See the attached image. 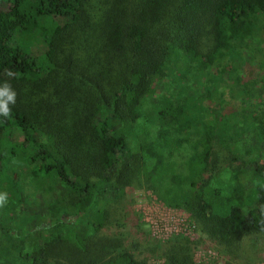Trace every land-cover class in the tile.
<instances>
[{
	"label": "trees",
	"instance_id": "1",
	"mask_svg": "<svg viewBox=\"0 0 264 264\" xmlns=\"http://www.w3.org/2000/svg\"><path fill=\"white\" fill-rule=\"evenodd\" d=\"M263 33L264 0H0V88L16 92L0 115V187L13 183L0 200L26 212L64 193L34 225L0 214V264H152L102 236L143 179L225 251L264 235V83L228 113L204 107L210 118L188 83L157 93L172 66L233 75L224 53L253 58ZM162 264H196L192 245L174 240Z\"/></svg>",
	"mask_w": 264,
	"mask_h": 264
},
{
	"label": "rangeland",
	"instance_id": "2",
	"mask_svg": "<svg viewBox=\"0 0 264 264\" xmlns=\"http://www.w3.org/2000/svg\"><path fill=\"white\" fill-rule=\"evenodd\" d=\"M261 37L264 40V33ZM212 47V35L206 34L203 50L207 51ZM251 47L255 51L253 58L244 50L243 55L238 56V61H234L231 56L224 53L221 63L234 65L236 73L233 75L221 72V67H214L210 74L206 73L200 77L189 75L187 77L189 81L186 82L187 78L179 73L178 68L172 66L169 71L171 76L157 85V93L175 94L178 92L176 86L178 83L182 85L188 83L192 89H199L196 91L202 95V101L193 91L189 94L193 96L187 97L200 105L199 110L204 114L203 118L212 116L210 112L205 113L204 107L206 109L215 107L218 111L228 113L239 106L238 96L243 95L244 90L252 88L259 90L260 82L263 86L264 46L259 52L256 50L257 42L253 41ZM180 69L184 70V67L181 66ZM215 78L217 81L214 80ZM173 79L177 81L174 82ZM4 179L5 188L0 187V194L6 196L8 189H12L13 183L9 176ZM145 181L142 180L140 187L130 189L120 204L113 205L112 215L102 230V236L105 238L119 236L124 241V247L137 259L152 264L165 262L166 252L176 239H183L192 245L196 264H264V235L252 236L235 253L225 251L203 233L186 211L167 207L160 199V188ZM63 197V192L55 190L50 196L25 201L23 205L30 206L32 202L37 203V206L26 208V212H23V207L18 209L16 204H12L13 200L10 197H6L0 200V214L9 216V219L18 215L19 221L23 220L27 224L34 225L37 214L49 218L47 210L44 209L46 204Z\"/></svg>",
	"mask_w": 264,
	"mask_h": 264
},
{
	"label": "clouds",
	"instance_id": "3",
	"mask_svg": "<svg viewBox=\"0 0 264 264\" xmlns=\"http://www.w3.org/2000/svg\"><path fill=\"white\" fill-rule=\"evenodd\" d=\"M11 75L12 73L10 72L9 76ZM5 85L6 87L0 88V115L7 118L11 115L9 104L14 105L16 102V92L7 81ZM261 208L264 209V205H262ZM261 215H264V211L261 212Z\"/></svg>",
	"mask_w": 264,
	"mask_h": 264
}]
</instances>
